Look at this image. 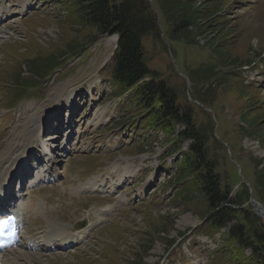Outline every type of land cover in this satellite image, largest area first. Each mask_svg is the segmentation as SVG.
<instances>
[{"label":"rangeland","instance_id":"374dc122","mask_svg":"<svg viewBox=\"0 0 264 264\" xmlns=\"http://www.w3.org/2000/svg\"><path fill=\"white\" fill-rule=\"evenodd\" d=\"M23 1L24 11L10 17ZM147 1L164 46L149 67L212 124L216 170L234 184L229 196L242 189L243 205L251 206L252 182L264 206V0H160L167 20ZM70 9L68 0H0V150L15 130L26 144L39 132L44 145H34V158L55 148L46 181L24 190L39 208L25 221L24 244L3 264H235L232 258L248 257L250 247L237 250L226 237L232 222L210 229L204 199L183 182L174 185L189 152L188 139L176 147L184 126L169 134L141 122L132 92L117 94L111 79L115 48L103 59L111 35L78 25ZM181 12L194 14L186 33L192 43L165 31ZM53 58L55 66L28 80L30 69ZM23 166L18 157L11 175ZM49 227L57 239L85 234L65 248L59 241L39 246Z\"/></svg>","mask_w":264,"mask_h":264},{"label":"trees","instance_id":"16d2710c","mask_svg":"<svg viewBox=\"0 0 264 264\" xmlns=\"http://www.w3.org/2000/svg\"><path fill=\"white\" fill-rule=\"evenodd\" d=\"M68 1L72 8L70 10L79 20L78 25L89 27L94 34L118 36L116 48L111 56L113 65L111 79L117 87V94L121 95L129 90L132 92L133 103L136 104L137 110L144 114L141 122H145L146 126L163 129L169 134L174 133L176 125L184 126L176 133V147L183 140L188 139L189 152L183 157V168L176 170L174 185L183 182L187 185V192H190L189 189L192 187L195 193L204 199L206 212L203 220L210 229L219 230L227 226L228 222H232L225 233L226 237L236 245L237 250L250 247L252 254L248 257L241 254L240 258H232L235 264H264V223L248 203L243 205L248 195L244 197L242 189L239 193L238 190H234L231 195L233 197L229 196L234 184H230L227 177L216 170L218 158L217 148L211 143L212 124H205L204 119L203 122L202 118L198 119L188 98L180 99L176 88L162 79L157 69L148 65L150 60L164 51L161 25L149 2L147 0ZM154 1L158 13L167 20L163 3L160 0ZM170 10H173L172 7ZM173 12L175 13L174 10ZM193 15L181 12L177 21L172 22L171 29H165L166 33L174 39L186 41L187 29L194 24ZM187 42L191 41L187 40ZM78 48L80 47L75 50ZM55 62V58L49 59L39 65L37 70L30 69L33 75L28 77V80L42 75L55 66ZM28 80H20L19 86L22 91L29 86V82L24 83ZM250 186L253 198L260 201L256 198V195L258 196V191L255 192L256 185L251 182ZM189 199L187 196L185 200ZM145 250V247H141V252ZM224 250L228 255L233 256L232 249L229 251L224 248Z\"/></svg>","mask_w":264,"mask_h":264},{"label":"bare ground","instance_id":"6f19581e","mask_svg":"<svg viewBox=\"0 0 264 264\" xmlns=\"http://www.w3.org/2000/svg\"><path fill=\"white\" fill-rule=\"evenodd\" d=\"M19 6H20V8L18 9V12L14 11V13L9 15L10 17H12L13 15L21 14L24 11V8L28 6V3L23 1L22 3L19 4ZM116 41H117L116 35L106 36V39L104 42L105 43V55L103 56V59L109 58V55L111 54V50L116 45ZM110 43L113 45L112 47H109ZM59 108L61 109L62 106ZM28 132L26 134H28ZM30 132H32V130H30ZM22 137L23 136L20 134V132L17 133V131L15 130L13 132V134L10 136V138L5 142L3 148L0 150V168L1 167L4 168L3 165L5 164V162L10 163L9 165L5 166L6 168L4 170H0V200H3V201L4 200L6 201V199H7L6 192L9 188L7 186L9 184L10 173L15 167V163H16L17 158L19 157V162L23 163L26 161V158L27 159L29 158L30 154L32 155L31 149L34 147V145H37V144H42V146L44 145L42 143V137L39 134V132L35 135V138L30 139L28 141L29 145H28V143L27 144L24 143ZM24 146L27 147V151H28L27 153H25L26 149L23 150ZM25 155H26V157H25ZM32 157H33V155H32ZM41 175H42V171H40V170H37V173H35V175H28V186H27V188L30 186H36L38 184V182L40 181ZM19 201L20 202L18 203L15 211L18 212V211H24L25 210V212L21 213L23 219H24V217H27L28 215L33 213L34 210L36 211V208L37 207L39 208V204H40V202L38 200H35L33 197L31 199H29V201L26 203L22 199H20ZM254 207L256 208L258 213L261 216H263V218H264V206H262L261 204H255ZM9 212H12V210ZM3 215H10V213H5V214L3 213ZM49 228H50V230H49L50 234L48 235L47 238L43 239V241H44L43 244L47 247H49L51 245V243H53L54 241H59L60 244H62V245H66L69 243H77L85 234L83 231V232H79L76 235H67L68 239H61V238L57 239V238H55L56 233L53 234L51 232V230H54V229H51V227H49Z\"/></svg>","mask_w":264,"mask_h":264},{"label":"water","instance_id":"95a60500","mask_svg":"<svg viewBox=\"0 0 264 264\" xmlns=\"http://www.w3.org/2000/svg\"><path fill=\"white\" fill-rule=\"evenodd\" d=\"M117 38H118V36L116 35V40H117ZM116 45H117V41H116ZM116 45H115V47H116ZM248 202L251 204V206L253 207V209L255 210V208H254V206H255V204H260V203H258L257 201H255L254 199H253V197H252V193H250V195H249V200H248ZM256 211V210H255ZM259 215V214H258ZM264 219V218H263Z\"/></svg>","mask_w":264,"mask_h":264}]
</instances>
